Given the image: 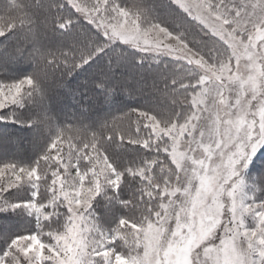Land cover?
Listing matches in <instances>:
<instances>
[{
	"label": "snow or ice",
	"instance_id": "obj_1",
	"mask_svg": "<svg viewBox=\"0 0 264 264\" xmlns=\"http://www.w3.org/2000/svg\"><path fill=\"white\" fill-rule=\"evenodd\" d=\"M23 140L0 264H264V0H0Z\"/></svg>",
	"mask_w": 264,
	"mask_h": 264
},
{
	"label": "trees",
	"instance_id": "obj_2",
	"mask_svg": "<svg viewBox=\"0 0 264 264\" xmlns=\"http://www.w3.org/2000/svg\"><path fill=\"white\" fill-rule=\"evenodd\" d=\"M126 104H131L132 101H124ZM17 135L23 138L26 133L17 132ZM31 148L26 140H23L21 143H12L9 144L7 149L0 148V161L10 160L14 158H18L20 156H30Z\"/></svg>",
	"mask_w": 264,
	"mask_h": 264
}]
</instances>
